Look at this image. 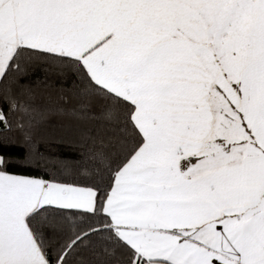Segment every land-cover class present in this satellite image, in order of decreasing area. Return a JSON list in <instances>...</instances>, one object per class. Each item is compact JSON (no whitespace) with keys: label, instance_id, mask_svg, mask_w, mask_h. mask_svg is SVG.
I'll use <instances>...</instances> for the list:
<instances>
[{"label":"snow or ice","instance_id":"1","mask_svg":"<svg viewBox=\"0 0 264 264\" xmlns=\"http://www.w3.org/2000/svg\"><path fill=\"white\" fill-rule=\"evenodd\" d=\"M0 264H264V0H0Z\"/></svg>","mask_w":264,"mask_h":264},{"label":"trees","instance_id":"2","mask_svg":"<svg viewBox=\"0 0 264 264\" xmlns=\"http://www.w3.org/2000/svg\"><path fill=\"white\" fill-rule=\"evenodd\" d=\"M52 99L54 101L55 97H53ZM47 101H48V97L45 96L41 98V102H47ZM60 135L61 133L59 132V130L53 132L54 137H59ZM42 150L47 151L50 155L53 156H57V155L67 156L69 154L68 150L64 148L63 145L56 143L55 140H53V142L46 145L45 148H43Z\"/></svg>","mask_w":264,"mask_h":264}]
</instances>
